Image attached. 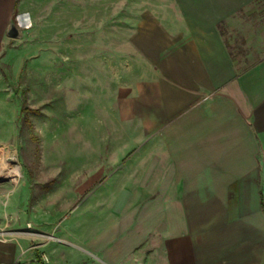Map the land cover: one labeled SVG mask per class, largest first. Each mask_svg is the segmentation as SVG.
I'll return each instance as SVG.
<instances>
[{"label": "crops", "instance_id": "obj_1", "mask_svg": "<svg viewBox=\"0 0 264 264\" xmlns=\"http://www.w3.org/2000/svg\"><path fill=\"white\" fill-rule=\"evenodd\" d=\"M42 1L28 18L87 28L60 45L63 61L111 48L113 0ZM256 1L147 0L122 21L135 68L105 109L102 166L54 182L29 219L20 173L24 189L8 191L0 216V264H264V53L239 69L219 28ZM27 3L0 0V34ZM72 202L86 217L46 240Z\"/></svg>", "mask_w": 264, "mask_h": 264}, {"label": "rangeland", "instance_id": "obj_2", "mask_svg": "<svg viewBox=\"0 0 264 264\" xmlns=\"http://www.w3.org/2000/svg\"><path fill=\"white\" fill-rule=\"evenodd\" d=\"M43 4L42 0H28L26 10L19 9L11 22L18 30L17 37L8 35L11 24L7 33L0 34V165L17 168L27 181L30 193L26 219L40 204L43 191L54 182L81 183L89 170L102 166L105 148L101 143L109 118L105 109L110 106V95L133 82L135 68L128 35L121 33L126 27L120 25L124 20L131 22V13L151 2L113 0L111 48L81 49L79 67L75 58H60V53H71L62 51L60 45L89 36L87 28L72 31L66 26V18L27 17L29 7L43 9ZM60 23L65 24L62 31L56 28ZM219 28L237 67L248 66L264 53V0H257ZM71 171L78 172V178H68ZM19 175L17 182L0 176L1 220L7 211L8 191L15 187L9 193L14 197L24 189ZM96 197L98 219L104 213V196L101 192ZM75 205L65 206L62 218L55 219L52 231L44 235L46 240L55 239L54 233L64 219L86 217V206L78 211Z\"/></svg>", "mask_w": 264, "mask_h": 264}, {"label": "bare ground", "instance_id": "obj_3", "mask_svg": "<svg viewBox=\"0 0 264 264\" xmlns=\"http://www.w3.org/2000/svg\"><path fill=\"white\" fill-rule=\"evenodd\" d=\"M1 175L5 176L6 178H11V180L15 182L19 175V170L17 168L7 169L0 165V176Z\"/></svg>", "mask_w": 264, "mask_h": 264}, {"label": "water", "instance_id": "obj_4", "mask_svg": "<svg viewBox=\"0 0 264 264\" xmlns=\"http://www.w3.org/2000/svg\"><path fill=\"white\" fill-rule=\"evenodd\" d=\"M8 35L10 37H17L18 36V30L16 29L14 24H11L10 29L8 31Z\"/></svg>", "mask_w": 264, "mask_h": 264}, {"label": "built area", "instance_id": "obj_5", "mask_svg": "<svg viewBox=\"0 0 264 264\" xmlns=\"http://www.w3.org/2000/svg\"><path fill=\"white\" fill-rule=\"evenodd\" d=\"M44 259H46V257Z\"/></svg>", "mask_w": 264, "mask_h": 264}]
</instances>
